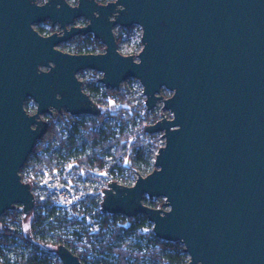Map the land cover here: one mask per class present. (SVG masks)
Segmentation results:
<instances>
[{"label":"water","instance_id":"95a60500","mask_svg":"<svg viewBox=\"0 0 264 264\" xmlns=\"http://www.w3.org/2000/svg\"><path fill=\"white\" fill-rule=\"evenodd\" d=\"M39 1L0 0V216L34 208L19 170L47 129L41 116L99 115L76 75L89 69L104 88L137 79L146 110L161 101L171 114L145 126L164 139L151 172L108 182L100 211L145 215L185 264H264V0ZM115 25L141 28L136 57ZM79 34L104 51L57 47ZM56 255L83 264L63 244Z\"/></svg>","mask_w":264,"mask_h":264},{"label":"trees","instance_id":"16d2710c","mask_svg":"<svg viewBox=\"0 0 264 264\" xmlns=\"http://www.w3.org/2000/svg\"><path fill=\"white\" fill-rule=\"evenodd\" d=\"M99 3H106L109 0H97ZM50 33V32H49ZM76 41L75 53H99L104 51V46L95 39L91 34H79L73 38ZM116 41H118L116 39ZM100 98H97L95 103L98 105L100 113L98 116H89L84 120H76L70 116L64 110L54 117L48 119V125L46 131L42 136L35 141L31 155L34 161L29 162L27 159L24 167L30 168L26 176L22 174L21 179L24 182L31 184L33 180H37L41 175L45 176L47 173H54L55 171L62 172L63 165H75L77 171L85 168L87 173L86 177L89 179V175L96 174L93 171L95 168L97 173H101L104 176V172L111 170L113 167H117L120 171L124 170L126 177H132L136 173V162L142 163L143 167L152 166V159L155 156V152H149V148L157 150L160 144L157 143L158 136L156 133L149 134L145 131L146 123H153L157 120L158 114H149L147 112L144 99L136 101L135 104H130V109H119L115 113L107 112L102 109L101 106L107 104V101L113 95H117L116 99L120 103H129L128 97H125L124 92H117L116 90L103 88L100 91ZM119 97V98H118ZM116 100V101H117ZM109 115L115 119V122L121 125L119 131L114 129L115 123L110 124L104 121L105 117ZM66 118V120H63ZM61 122L63 126L67 127L74 124L76 129L80 131V136L83 144L86 145L87 152L84 155L76 156L72 160H69L67 156L60 162L58 157L48 153L49 149L55 145L64 151L71 148V144L68 143L65 137L59 133L57 122ZM116 123V124H117ZM129 123V127L123 129V126ZM109 150H112L109 152ZM114 160L112 163L107 156ZM67 157V158H66ZM128 160L130 164L127 166L125 161ZM108 180L102 182L101 191L104 186L108 184ZM98 200L94 201L89 194L83 201L86 203L92 202L96 207V212L92 213V210L88 207V213L83 210L81 217L68 216L65 213H59L57 209L60 207L57 197H53L51 193L47 192L44 195L43 201H36L34 207H38V213L33 212L32 224L30 227L31 237H27L21 230V222L17 221V228L11 229L3 221H0V263L1 264H59L57 259L52 260L51 255L53 253L50 250V246L57 247L60 244L66 246L72 253L78 256L83 263V258L87 254L86 252L78 253L77 243L74 238L80 239L82 234L80 232H72V238H67L63 234V228L66 225L74 223L94 215L102 213L100 211V202L102 194H96ZM144 199V198H143ZM84 202V203H85ZM162 203V200L153 202V207H158V204ZM47 207L50 209L47 210ZM75 208L72 206V211ZM64 211V210H63ZM7 215L15 218L14 210L7 212ZM143 225L151 226V223L147 220L143 214H138L135 217L127 218L119 214L102 215L100 226L97 227L96 232H100V228H104L106 231L105 237L98 240L102 251H107L108 254L113 255L114 262L112 264H185L188 260L187 255L183 252V246L178 242H166L156 238L151 230L141 229L138 227ZM152 227V226H151ZM133 233L139 241L143 243L135 242L128 244L126 242L115 243L114 241L122 234ZM39 238H36V235ZM86 234H88L86 232ZM100 232V235H103ZM51 237L52 240H47L45 237ZM21 242L24 245L25 251L15 258L13 262L6 259L3 254V249L13 244L14 242ZM79 254L83 256L79 257Z\"/></svg>","mask_w":264,"mask_h":264},{"label":"rangeland","instance_id":"374dc122","mask_svg":"<svg viewBox=\"0 0 264 264\" xmlns=\"http://www.w3.org/2000/svg\"><path fill=\"white\" fill-rule=\"evenodd\" d=\"M39 2L42 1L40 0ZM76 23H79V21H77ZM38 24L42 30L48 33L51 32L54 27V25H51L49 21H44ZM113 32L119 44L125 51V53L136 57L137 53L141 49V42H140L141 28L137 25H131L128 27L115 25L113 27ZM73 38H71L70 40L64 43L58 44L57 47H63V48L75 50L76 41H73ZM76 75L82 83V89L90 96L92 101L95 102L97 98H100L101 96L100 91L104 88V86L102 85V83H100V81H97V79L101 78L102 76L101 72L85 69L77 72ZM113 90H116L117 92H124L125 97H128L129 99V103L128 104L120 103L116 99L117 95H113L107 101L106 105L104 104L103 106H101V108L105 109L107 112L115 113L121 108L130 109V104H135L136 101L140 99H144V96L142 94V86L139 83V81L135 78H128L124 80L123 82L120 83L118 89H113ZM160 94L166 97L169 96L168 91L165 89H162ZM147 112H149V114H153V113L158 114L157 120L161 119L162 117L161 114H163V116L168 118L171 116L169 111L164 110L162 108L161 101H158L155 107H153L151 110H147ZM55 114L56 117L57 115H59L57 113ZM41 117L48 122V119L51 116L47 114H43ZM72 117H74L76 120H84L89 116L78 115ZM63 120H66V118H63ZM104 121H107L110 124L115 123L114 129L116 131H119L121 128V125L115 122V119L109 115L105 117ZM146 124L148 125L152 123H146ZM56 125L59 129V133L66 138L68 143L71 144V148L68 149L67 151H64L55 145L54 147L49 149L48 153L57 156L58 161L62 162L65 159L64 156H67L69 160H72L74 157L84 155L87 152L86 149L87 147L85 144H83L81 140L80 131L76 129L74 124L65 127L62 125L61 122L58 121ZM128 127H129V123H126L123 126V129H126ZM156 134L158 136L157 143L160 144V146L163 145L164 139L161 137V132H156ZM111 151L112 150H109V152ZM148 151L156 153L157 150H154L153 148H149ZM30 155L31 154H29L28 157ZM107 158L111 160L109 155L107 156ZM28 160L29 162H33L34 161L33 156H31ZM112 163H114V160L112 161ZM125 164L127 166L130 165L128 163V160L125 161ZM135 166L137 167L136 173L133 174L135 178L137 177L138 174L146 175L147 173L151 172V170L153 169V164L152 166L143 167L142 163L136 162ZM29 170L30 168L28 166L24 167L23 165L19 170V174L26 176ZM79 170L80 171L78 172L75 165L67 164V165H63L62 172H60L59 170V171H55L54 173H47L45 176L41 175L37 180H33L31 182L33 184V186L31 187L32 188L31 191L34 194V203L36 201H40V202L43 201L44 195L47 192L51 193L53 197H56V195L54 194L55 193L54 190H58V191L62 190L61 192L67 193L69 196L72 197V199L68 201H64L62 198H57L58 203L60 204V207L57 208L59 210V213L61 214L65 213L68 216H72V214H74L75 217L77 216L79 218L82 216L83 210H86L87 207L88 210L89 209L92 210V213L96 212V207L95 205H93L92 202L86 203L83 200L89 194V196H91V198H93L94 201H97L98 196L96 194H99V192L102 194V191H99V189L102 187V182L104 180H108L109 182L116 181L123 185H132L135 180L132 177L129 176L126 177L125 171L124 170L120 171L117 167H113L111 170L105 171L103 173L104 176H101L102 175L101 173H97L96 169L94 168L93 171L96 172V174L89 175V179H87L86 177V174L89 173H87L85 168L82 167V169ZM106 186H104L103 188H106ZM72 206L75 208L73 211H72ZM49 209L50 208L47 207V210ZM13 210L15 212L14 219L13 217L7 215V212H11ZM88 210H86L87 213ZM38 211L39 208L34 207L33 210L28 215L23 217L21 210L19 208H14L12 210L5 211L0 216V221H3L4 224H6L11 229L17 228L18 225L17 221L21 222V230L24 232V234L27 237H31L32 235L30 232V227L32 224L33 212L38 213ZM103 214L105 213L96 214L90 219L88 217L85 220L82 219L79 221H74V223L66 225L62 229L64 236L67 238H72V232H80L82 234V237L80 239L75 237L74 241L77 243L76 250L78 253L81 252L87 253L83 258V264H112L114 262L113 255L108 254L107 251L105 252L102 251V248L98 243V240L103 239L106 234L104 228H100V232L102 234L103 233L105 234L100 235V232L99 233L96 232L98 230L97 227L100 226L101 218ZM141 229L151 230L152 227L151 226L149 227V225H143L142 227L137 228V230H141ZM86 232L88 234H86ZM35 237L39 238L40 236L37 234ZM45 238L47 240H52V238L49 236ZM114 242L117 244L121 242L133 244L135 242L143 243L144 241L143 240L139 241V238H136L134 234L131 232L127 234L122 233ZM20 243L21 242L19 241L14 242L13 244L6 246L2 250L4 256H6V259H9L10 262H13L15 258H18L19 255L25 251L24 245L23 244L21 245ZM56 248L57 247L55 246H50V250L53 253H56ZM81 256H83V254H79V257ZM50 257L52 260L57 259L59 261L58 256L55 254H52ZM59 264H61L60 261Z\"/></svg>","mask_w":264,"mask_h":264},{"label":"built area","instance_id":"2783aa9c","mask_svg":"<svg viewBox=\"0 0 264 264\" xmlns=\"http://www.w3.org/2000/svg\"><path fill=\"white\" fill-rule=\"evenodd\" d=\"M61 191L54 190V192H55L54 194L56 195L57 198H62L64 201H68V200L72 199V197L69 196L67 193H64V192H61Z\"/></svg>","mask_w":264,"mask_h":264}]
</instances>
